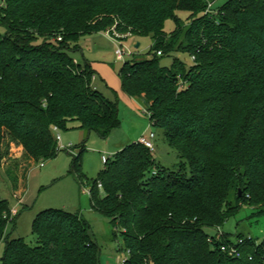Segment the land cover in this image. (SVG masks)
I'll use <instances>...</instances> for the list:
<instances>
[{
  "label": "trees",
  "instance_id": "trees-1",
  "mask_svg": "<svg viewBox=\"0 0 264 264\" xmlns=\"http://www.w3.org/2000/svg\"><path fill=\"white\" fill-rule=\"evenodd\" d=\"M216 1L0 5V160L6 134L36 162L54 160L53 128L64 130L71 121L109 138L120 127L118 103L94 87L90 63L74 55L94 34L118 33L121 40L153 35V57L125 60L122 86L144 103L178 160L167 166L135 142L108 160L89 190L92 209L123 230L129 253L123 264H264V241L238 235L236 241H245L235 258L222 247L236 241L206 232L219 233L243 207L264 215V0H229L214 8ZM179 11L191 14L187 23ZM169 19L176 28L167 35ZM179 53L194 61L161 65L160 57ZM79 158L72 173L86 186ZM12 211L0 201L3 264H100L91 227L79 214L41 212L33 222L37 245L29 246L6 238Z\"/></svg>",
  "mask_w": 264,
  "mask_h": 264
},
{
  "label": "rangeland",
  "instance_id": "rangeland-1",
  "mask_svg": "<svg viewBox=\"0 0 264 264\" xmlns=\"http://www.w3.org/2000/svg\"><path fill=\"white\" fill-rule=\"evenodd\" d=\"M3 1L0 0V5ZM227 1L229 0H217L214 8L221 7ZM190 15L187 11L177 13L184 23L188 22ZM175 28L174 19L166 21L164 30L167 35L175 31ZM4 31V28L0 27V34H4ZM125 37L126 39L121 40L122 38L118 39L108 32L87 36L82 39L80 50L74 55L78 61L90 63L95 77L98 78L96 87L103 95L118 103L120 127L109 138L105 139L96 132H89L88 129L83 130L78 121H71L66 129H59L58 134L61 136L62 146H71L72 151L58 148L54 160L36 162L25 153L18 140L6 134L1 145L0 201L7 200L13 210L12 218L6 225V238L23 239L29 246H36L37 238L33 234L35 218L43 211L59 209L79 214L89 223L91 236L98 246L100 264H123L129 257L121 234L123 230L114 225L108 217L92 209L89 190L106 168L102 157L111 159L120 150L148 136L151 131L156 134L154 152L159 149L163 164L173 166L178 156L166 143L163 131L151 127L150 119L144 113V103L125 94L120 75L125 61H118L115 56L118 47H122L133 53V57L126 60L141 61L152 58L153 35ZM138 44L140 47L136 48ZM175 59L192 63L190 55L181 53L160 57V63L170 67ZM82 144L85 145L83 152L79 149ZM78 156L86 186H81L77 175L72 173L74 161ZM254 213L250 207H243L228 218L221 232L233 241L238 235H242L253 238L258 244L262 243L264 215ZM206 232L209 236L219 234L217 229H207ZM6 244L5 240L0 244V264H3Z\"/></svg>",
  "mask_w": 264,
  "mask_h": 264
},
{
  "label": "built area",
  "instance_id": "built-area-1",
  "mask_svg": "<svg viewBox=\"0 0 264 264\" xmlns=\"http://www.w3.org/2000/svg\"><path fill=\"white\" fill-rule=\"evenodd\" d=\"M115 36H117L118 39L120 38H123V36H121L120 34L118 33H114ZM59 41H61V38H59ZM158 55H161V53H158ZM115 56L117 58L118 61H121L124 63V61L126 60V58H129V57H133V53H131L130 51H127L125 50L124 48L122 47H118V49L115 51ZM192 61H194V58L192 57L191 58ZM144 113L148 116V118H150V114L151 113H148V111L145 109L144 110ZM151 127H152V123L150 124ZM58 129L55 127L53 128V132L54 133H57V135L55 136L57 142H58V148L60 150H66V151H69L71 152L72 151V147L71 146H67V147H64L62 146L61 144V136L60 134H58ZM155 140H156V134L155 132L151 131L148 136H145L143 138H141L138 142V144L146 147V149L150 150L151 152H154L155 149H156V144H155ZM109 158H107L106 156H103L102 157V162L104 164H106L108 162ZM43 166V164L41 165V167ZM99 187L101 188L102 185L99 184ZM219 235L221 236L222 233L221 231H219ZM248 239L250 240L251 238L248 237ZM236 241V240H235ZM244 241L245 239H238L233 246H230V247H222V250H224V252L228 251V253L230 254V256H234L235 258H240L241 255L237 249V245H243L244 244Z\"/></svg>",
  "mask_w": 264,
  "mask_h": 264
},
{
  "label": "crops",
  "instance_id": "crops-1",
  "mask_svg": "<svg viewBox=\"0 0 264 264\" xmlns=\"http://www.w3.org/2000/svg\"><path fill=\"white\" fill-rule=\"evenodd\" d=\"M77 60V59H76ZM97 77H95V80H94V84H95V88L96 89H98L96 86V81H97ZM99 90V89H98ZM156 154H157V156L160 158V159H162V153L159 151V149L156 151ZM43 167V166H42Z\"/></svg>",
  "mask_w": 264,
  "mask_h": 264
},
{
  "label": "water",
  "instance_id": "water-1",
  "mask_svg": "<svg viewBox=\"0 0 264 264\" xmlns=\"http://www.w3.org/2000/svg\"><path fill=\"white\" fill-rule=\"evenodd\" d=\"M138 47H140V46H139V44L137 45V47H136V48H138Z\"/></svg>",
  "mask_w": 264,
  "mask_h": 264
}]
</instances>
